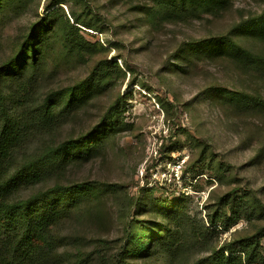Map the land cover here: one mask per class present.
<instances>
[{
	"label": "rangeland",
	"instance_id": "1",
	"mask_svg": "<svg viewBox=\"0 0 264 264\" xmlns=\"http://www.w3.org/2000/svg\"><path fill=\"white\" fill-rule=\"evenodd\" d=\"M262 12L264 0H231L216 12L170 9L163 0H10L0 7V66L33 25L55 24L32 69L40 95L106 66L102 86L57 131L59 140L88 132L116 104L119 111L121 128L104 155L73 169L76 179L105 185L97 202L102 214L82 207L62 217L54 248L36 264H118L131 220L165 221L159 203L179 206L172 232L159 240L174 243L172 251L154 243V253L128 264H206L214 250L264 226V113L254 109L264 95V69L226 55L175 57L192 40L236 37L238 23ZM69 22L88 42L81 53L65 46ZM237 39L264 55V40ZM223 88L242 93L249 105L223 99ZM233 197L243 198L239 219L228 229L227 220L212 224L216 213L231 216L226 200ZM258 252L251 264H264V241Z\"/></svg>",
	"mask_w": 264,
	"mask_h": 264
},
{
	"label": "trees",
	"instance_id": "2",
	"mask_svg": "<svg viewBox=\"0 0 264 264\" xmlns=\"http://www.w3.org/2000/svg\"><path fill=\"white\" fill-rule=\"evenodd\" d=\"M9 1L0 0V7ZM230 2L163 0L170 9L177 10L181 5L207 12L221 11ZM75 22L81 23L77 18ZM68 24L63 33L65 46L72 52L81 53L87 49L88 42L78 32L77 25ZM54 26L46 20L33 25L19 50L0 66V264H36L43 255H49L56 241L53 236L55 224L74 210L85 207L102 214L97 202L105 194V185L91 179H76L73 169L104 155L107 141L121 128L118 104L112 106L101 122L88 132L62 140L57 138V131L69 117L102 86V77L107 70L104 66L97 74L72 86L40 95L39 79L32 69H36L39 54L48 50ZM234 33L237 38L253 37L263 41L264 12L238 23ZM236 37L223 34L192 40L182 45V53L178 52L175 57L188 61L197 55L209 59L226 55L264 69L261 51L242 46ZM171 67L178 69L180 64L177 62ZM218 91L223 99L241 106L249 105L247 98L238 91L226 88ZM254 109L264 113V95H260ZM242 200V197L226 200V204L228 201L232 203L231 216L219 212L209 221L216 224L227 220L225 228L228 229L241 215ZM159 204L164 222L144 219L129 222L127 243L118 257V264H128L127 259L132 256L154 253V243L161 251L168 248L172 251L174 243H168L166 247L159 240L172 232L180 215L179 206ZM262 241L264 226L250 236L230 241L214 250L206 264L259 262L258 248ZM225 251L229 254L226 255Z\"/></svg>",
	"mask_w": 264,
	"mask_h": 264
}]
</instances>
